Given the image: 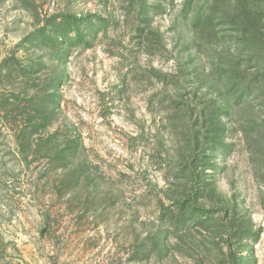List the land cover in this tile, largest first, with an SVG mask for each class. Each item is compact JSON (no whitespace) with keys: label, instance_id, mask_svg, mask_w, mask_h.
I'll use <instances>...</instances> for the list:
<instances>
[{"label":"rangeland","instance_id":"374dc122","mask_svg":"<svg viewBox=\"0 0 264 264\" xmlns=\"http://www.w3.org/2000/svg\"><path fill=\"white\" fill-rule=\"evenodd\" d=\"M0 264H264V0H0Z\"/></svg>","mask_w":264,"mask_h":264},{"label":"trees","instance_id":"16d2710c","mask_svg":"<svg viewBox=\"0 0 264 264\" xmlns=\"http://www.w3.org/2000/svg\"><path fill=\"white\" fill-rule=\"evenodd\" d=\"M65 17V19H62L60 22L56 23V27L53 26V31L55 34L50 36L56 39L58 43H66L69 45L79 43L87 44L89 41H85V39L87 35H89V38L92 36L93 29L102 31L106 27L104 22H102L100 19L92 20L91 16L78 18L76 16L67 15Z\"/></svg>","mask_w":264,"mask_h":264}]
</instances>
